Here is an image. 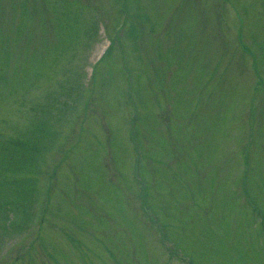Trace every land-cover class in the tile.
Returning a JSON list of instances; mask_svg holds the SVG:
<instances>
[{
	"label": "rangeland",
	"instance_id": "rangeland-1",
	"mask_svg": "<svg viewBox=\"0 0 264 264\" xmlns=\"http://www.w3.org/2000/svg\"><path fill=\"white\" fill-rule=\"evenodd\" d=\"M48 96L0 264H264V0H0V133Z\"/></svg>",
	"mask_w": 264,
	"mask_h": 264
},
{
	"label": "trees",
	"instance_id": "trees-1",
	"mask_svg": "<svg viewBox=\"0 0 264 264\" xmlns=\"http://www.w3.org/2000/svg\"><path fill=\"white\" fill-rule=\"evenodd\" d=\"M44 27L41 30L43 38ZM113 46L112 40L101 59ZM52 103L48 96L45 103L32 105L31 108L36 109L37 113L29 116L32 125L23 134L3 136L0 133V228L6 233L21 234L29 227L28 222L34 215V204L40 192L39 179L45 175L42 165L46 163V157L49 155L48 147L51 144L56 147L60 143V131L55 128L51 118H55L57 114L62 117L63 112L52 113ZM138 115L139 112L132 114L131 120L136 119ZM130 127H135L133 122ZM256 210L260 209L256 207Z\"/></svg>",
	"mask_w": 264,
	"mask_h": 264
}]
</instances>
